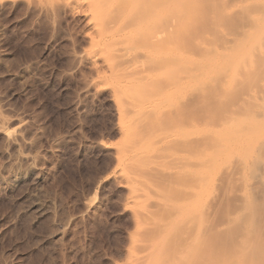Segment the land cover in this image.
I'll return each instance as SVG.
<instances>
[{
    "label": "rangeland",
    "instance_id": "1",
    "mask_svg": "<svg viewBox=\"0 0 264 264\" xmlns=\"http://www.w3.org/2000/svg\"><path fill=\"white\" fill-rule=\"evenodd\" d=\"M257 162L264 0H0V264H264Z\"/></svg>",
    "mask_w": 264,
    "mask_h": 264
},
{
    "label": "bare ground",
    "instance_id": "2",
    "mask_svg": "<svg viewBox=\"0 0 264 264\" xmlns=\"http://www.w3.org/2000/svg\"><path fill=\"white\" fill-rule=\"evenodd\" d=\"M126 69H127V68H126ZM123 71H125V69H124ZM152 156H153V155H152ZM159 156H160V158H159ZM155 157H156V158L158 157L160 160H159V159L156 160V158L154 159L153 157L150 158V160H151V159H152V160L154 159V160H156V163H160L161 161H164V158H165V156H164V158H161V157H163V155H158V156H157V154H156ZM167 158H168V160H169L170 163H171L170 166L172 165L171 167H165V164L168 165V163H169V161L167 162V160H166ZM29 159H30V158L28 157V155H27L26 153L21 152L20 156H19V157L17 158V160H16V163H17L18 160H26V161H27V160H29ZM188 159H189L188 157H183V156H182V158H181L180 155L177 156V155H174V154H170V155H167V156H166V158H165L166 161L164 162V165H163V163L161 162V165H158V164H157V165H158L157 167L160 168V169H162L163 172H166V173H168V174L177 173V172H179V170L181 169V167H182L183 165L186 164V162H187V163L190 162V160L187 161ZM152 160H151V163L154 164L155 161L153 160V161H154V162H153ZM184 163H185V164H184ZM14 164H15V163H14ZM153 164H152V166L155 165V164H154V165H153ZM239 164H240V163H239ZM150 166H151V165H150ZM240 166L243 167L242 164H240ZM154 167H156V166H154ZM157 167H156V168H157ZM256 167H257L258 170H255V171L251 174V176H252L251 179H252V180H256V179H259V178H262V177L264 178V163H262V162H257V163H256ZM32 168H33V166H32ZM32 168H31V169H32ZM245 168H246V167H245ZM243 170H244V169H243ZM9 171H10V170H5V169L1 171L2 173H0V184L6 182V178H8V175H7V174H8ZM231 171H232V169H231ZM238 172H239V171H238ZM230 173H231V172H230ZM5 174L7 175V177H6ZM135 176H137V175H135ZM135 176H134V177H135ZM226 176H227V175H226ZM238 177H239V176H238ZM138 179H139V177H138ZM138 179H136V180H138ZM237 179H239V178H237ZM139 180H141V179H139ZM242 180L246 183V180H244V179H242ZM260 180H261V179H259V181H260ZM243 184H244V183H243ZM258 184H259V183H258ZM245 185H246V184H245ZM262 186H263V185H262ZM260 190H261V189H260ZM262 190H263V189H262ZM37 205H38V204H37ZM38 206H39V205H38ZM38 206H37V207H38ZM32 207H36V202H32L31 204L28 205L27 208H23L22 210H23V211H27V209H30V208H32ZM39 207H40V206H39ZM36 210H37V209H36ZM38 211H39V210H38ZM38 211H37V212H38ZM42 211H43V210H42ZM40 212H41V211H40ZM257 212H258V211H257ZM38 213H39V212H38ZM255 213H256V212H255ZM251 214H252V213H251ZM256 214H257V213H256ZM247 215H248V214H247ZM253 215H254V214H253ZM253 217H255V216H253ZM251 218H252V217H251ZM256 218H257V217H256ZM256 218H255V219H256ZM255 219L252 218L251 221H255ZM253 223H255V222H253ZM253 223H252V224H253ZM257 223H258V222H257ZM253 225H255V224H253ZM259 227H260V226H259ZM253 229H254V227H253ZM249 230H250V229H249ZM252 231H253V230H252ZM258 232H259V229H258ZM199 234L201 235V233H199ZM256 234H257V233H256ZM254 235H255V233H254ZM198 237H199V236H198ZM194 238H195V237H194ZM200 238H201V236H200ZM255 238H256V237H255ZM191 239H193V238L191 237ZM197 239H198V238H197ZM235 239H236V238H235ZM237 240H238V239H237ZM237 240H236V241H237ZM250 240H251V239H250ZM185 241H187L186 238H185ZM192 241H193V240H192ZM251 241H252V240H251ZM251 241H249L248 239H247V241H246V242H248L247 244H249V242H250V245H249V246H250V252H251V254H250L249 256L247 255L248 257H250L252 254H253V255L255 254V253H254V250H253V251L251 250V249H252V248H251ZM189 242H190V240H189ZM198 242H199V241H196V242L194 241L193 245H195V243L197 244ZM187 243H188V241H187ZM234 243H235V241H234ZM237 243H238V242H237ZM252 243H253V242H252ZM185 244H186V242H185ZM190 244H191V243H190ZM238 245H239V244H238ZM252 245H253V244H252ZM188 246L190 247V246H192V245H188ZM188 246H187L186 250H181V252H184V254H183L182 256H184V255H186V254L188 255V252L190 253L189 250H191V249L188 250ZM197 246H198V244H197ZM234 246H235V245H234ZM245 246H246V245H245ZM253 246H254V245H253ZM195 247H196V245H195ZM195 247L193 248L192 253H193ZM247 247H248V246H247ZM232 248H233V246H232ZM234 248H235V247H234ZM240 249H241V248H240ZM234 250H235V249H234ZM234 250H233V251H234ZM245 250H246V249H245ZM158 251H159V250H158ZM236 251H237V250H236ZM243 251H244V250H243ZM243 251H242V252H243ZM248 251H249V250H248ZM248 251H247V253H249ZM151 252H152V251H151ZM151 252H149V254L147 253L148 256H144V255H143L144 257L141 256V255L135 254V253L131 254V256H130V258H129V260H130V264H137L138 262H141V260L143 261L144 258H145V260H148V261H149V257L152 258V256L154 255V254H153L152 256H149ZM237 252H238V251H237ZM252 252H253V253H252ZM156 253H157V252H156ZM160 253H161V252H160ZM185 253H186V254H185ZM194 253H195V251H194ZM238 253H239V252H238ZM238 253H237V254H238ZM245 253H246V252H245ZM144 254H146V253H144ZM165 254H166V253H165ZM243 254H244V253H243ZM158 255H159V254H158ZM244 255L246 256V254H244ZM253 255H252V256H253ZM255 255H256V254H255ZM240 256H242V254H241ZM247 256H246V257H247ZM142 257H143V258H142ZM192 257H193V256H192ZM185 258H186V256H185ZM189 258H190V255H189ZM240 258H242V257H239V256L237 257L236 253H232L231 256H230V261L233 262V264H241L240 261L243 260V262H244V261H245V259H244L245 257H243V259H240ZM247 259H248V258H247ZM249 259H251V258H249ZM239 260H240V261H239ZM252 260H253V258L251 259V262H252ZM152 261H153V260H152ZM247 261H249V260H247ZM247 261H246V263H247ZM149 262H150V261H149ZM155 262H157V261H155ZM145 263L148 264L147 262H145ZM150 263H151V262H150ZM158 263H159V262H158ZM246 263H245V264H246ZM248 263H250V262H248ZM151 264H153V262H152ZM187 264H188V263H187Z\"/></svg>",
    "mask_w": 264,
    "mask_h": 264
}]
</instances>
